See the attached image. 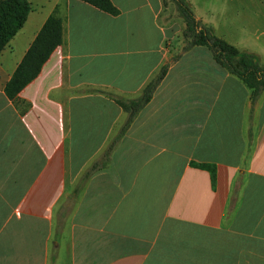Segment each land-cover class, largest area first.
Returning a JSON list of instances; mask_svg holds the SVG:
<instances>
[{
	"label": "crops",
	"instance_id": "obj_1",
	"mask_svg": "<svg viewBox=\"0 0 264 264\" xmlns=\"http://www.w3.org/2000/svg\"><path fill=\"white\" fill-rule=\"evenodd\" d=\"M110 1L117 16L27 0L0 54V264H264V91L251 111V92L206 48L172 49L185 25L169 0ZM193 11L264 65V43L227 39ZM51 15L61 44L12 102L4 87ZM167 64L58 232L127 118L115 98L137 99ZM191 163L213 166L214 183Z\"/></svg>",
	"mask_w": 264,
	"mask_h": 264
},
{
	"label": "trees",
	"instance_id": "obj_2",
	"mask_svg": "<svg viewBox=\"0 0 264 264\" xmlns=\"http://www.w3.org/2000/svg\"><path fill=\"white\" fill-rule=\"evenodd\" d=\"M79 1L111 16H117L119 14L118 9L110 0ZM169 1L174 5L178 17L185 25L183 32L185 45L182 51L187 52L194 47L206 48L215 64L240 80L251 92L252 111L259 96L264 91V65L260 62L258 56L253 53L241 51L223 39L218 38L210 26L204 25L195 16L187 0ZM30 11L31 6L27 0H0V54L10 40L23 27ZM61 41V20L56 15H51L45 21L12 77L6 83L4 93L7 99L12 102L16 100L19 92L37 77L42 65L47 61L53 50L61 44ZM167 69L168 64L162 67L157 75L143 88L141 95L137 99L125 100L115 98L116 104L127 113V118L117 136L109 144L102 156L83 174L72 194L61 206L57 216L58 232L64 223L66 206L73 204V200L79 193L81 187L93 173L105 168L117 142L129 129L137 114L151 101L155 91L164 79ZM191 166L209 171L212 182L214 183L215 169L213 166L194 163H191Z\"/></svg>",
	"mask_w": 264,
	"mask_h": 264
},
{
	"label": "rangeland",
	"instance_id": "obj_3",
	"mask_svg": "<svg viewBox=\"0 0 264 264\" xmlns=\"http://www.w3.org/2000/svg\"><path fill=\"white\" fill-rule=\"evenodd\" d=\"M165 1L169 3L168 0ZM187 1L190 3L192 9L194 8L196 12L205 16V18L210 19L212 24L220 28L219 30L221 34H223L227 39H254L261 44L264 43V0ZM173 10L175 11V17H178L174 5ZM237 18L242 19L243 23H233V21L237 20ZM252 20H255V22ZM183 32L184 29L180 33L179 38L175 36L171 46L172 49L177 50L179 47V39L185 43ZM68 205L65 208V215L70 210L69 207H71Z\"/></svg>",
	"mask_w": 264,
	"mask_h": 264
}]
</instances>
